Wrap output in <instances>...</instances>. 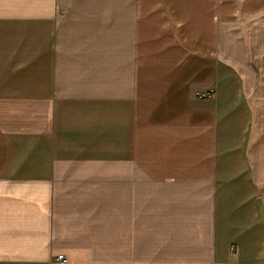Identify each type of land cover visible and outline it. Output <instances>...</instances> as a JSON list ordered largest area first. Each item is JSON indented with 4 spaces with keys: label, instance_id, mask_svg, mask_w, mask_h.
<instances>
[{
    "label": "crops",
    "instance_id": "obj_1",
    "mask_svg": "<svg viewBox=\"0 0 264 264\" xmlns=\"http://www.w3.org/2000/svg\"><path fill=\"white\" fill-rule=\"evenodd\" d=\"M0 264H264V0H0Z\"/></svg>",
    "mask_w": 264,
    "mask_h": 264
},
{
    "label": "built area",
    "instance_id": "obj_2",
    "mask_svg": "<svg viewBox=\"0 0 264 264\" xmlns=\"http://www.w3.org/2000/svg\"><path fill=\"white\" fill-rule=\"evenodd\" d=\"M196 96H198V97H204V96H207L206 94H203V93H196ZM55 259L56 260H63V255H57L56 257H55Z\"/></svg>",
    "mask_w": 264,
    "mask_h": 264
}]
</instances>
